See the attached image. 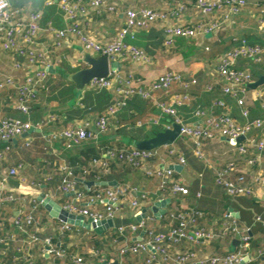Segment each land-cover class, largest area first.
Returning <instances> with one entry per match:
<instances>
[{
	"label": "crops",
	"instance_id": "obj_1",
	"mask_svg": "<svg viewBox=\"0 0 264 264\" xmlns=\"http://www.w3.org/2000/svg\"><path fill=\"white\" fill-rule=\"evenodd\" d=\"M71 1L87 8L86 18L82 16L87 21L82 27L95 40L103 43L114 39L123 28L128 9L167 11L179 3L186 4V8L178 15L167 21L158 20L148 28L135 29L127 38L129 45L143 50L150 60L142 62L124 55L115 60V71L121 78L128 79L137 92L124 98L126 105L111 117L106 133L88 140L96 150L105 151L109 144H124L128 136L132 140L151 138L155 133H148L155 128L160 127L158 133L171 126L174 121L160 111L157 102L171 103L177 95L185 92H190L193 99L184 104L174 103V106L184 123L191 126L201 122L198 116L201 109L206 115L225 110L239 122H244L247 117H261L264 113L260 97L264 83L255 88L248 85L237 96L226 94V81L218 70L222 55L242 40L264 48V0H245L247 5L237 12L223 6L212 15L197 8L194 5L197 0H107L108 5L115 7L114 11L105 6L95 10L91 6L92 0ZM209 1L226 3L227 0ZM9 3L13 10L20 9V17L23 19H27L31 12L39 11L41 25L45 28L48 25L56 29L66 26L67 19L61 0H9ZM203 22L209 24L208 31L196 36H174L171 45L165 43L167 25L196 26ZM212 22L216 24L215 27H210ZM3 39L4 36L0 38V83L6 82L8 77L12 84L0 89V116L26 117L17 108L18 88L26 85L34 67L28 56H19L14 49L5 50ZM51 43V33L45 29L37 37L35 48L39 52L50 51L53 49ZM84 51L78 37L71 35L59 49L48 52L51 66L47 68L42 85L29 103V118L35 127L11 141V149L0 161V179L7 177V181L0 185V232L11 234V231L15 235L10 245L1 252L0 263L22 264L29 259L28 264H77L75 260L82 257L91 264H113L115 261L119 264H147L155 253L152 246L138 252L130 251V247L140 242L153 241L156 233H168L184 221L188 230L204 227L212 232L213 237L201 241L181 239L161 242L160 247L168 254L158 253L154 264H179L176 260L179 252L184 255L193 254L187 264H213L212 257L228 255L240 248L239 237L242 233L248 234L251 240L250 257L244 264H264V186L259 182V177H264V150L260 153L241 154L239 143L232 144L223 136L205 138L198 154L192 139L181 135L174 144L157 148V155L144 167L113 159L108 165L110 168L113 163V168L107 170L105 180L76 178L79 189L85 193L81 202L83 205L87 203L91 189L109 188L122 192V201L114 216L109 218L113 225L100 234L73 224L65 228L64 222L51 217L44 208L45 211L36 220V235L40 239L27 244L30 235L27 234V237L21 233L14 223L20 214L19 210L23 208V202L31 206L32 200H39L41 194L52 197L63 207L74 201L73 195L58 189L59 174L56 175V182L50 186L46 184L35 187L32 182L49 172L54 173L51 162L66 163L72 172L73 166L79 172L83 168L76 164L81 154L73 148H67L64 139L51 135L84 120H90L91 129L97 131L98 117L122 97L115 88L97 91L90 86L79 97L74 95V83L64 78L61 71L70 72L66 65L78 69L86 66L83 62ZM235 67L251 72L255 82L264 76V53L260 62L239 58ZM170 72L181 74L185 80L194 79L196 83L189 87H185L182 82L173 83L167 89L157 90L153 98H143L138 93L141 89H149ZM219 99L226 102L225 109L215 106ZM245 111L248 112L247 117ZM50 115L55 116L56 120L49 121ZM138 121L141 125L137 124ZM260 133L261 130L253 132L256 135ZM5 145L0 141L1 149ZM170 149L174 152L169 153ZM255 155L257 163L248 164V158ZM19 164H22L19 174L9 176L10 168ZM230 166H233L232 170H229ZM163 168H170L172 176H159L157 171ZM219 172H225L226 178L235 183H240V178L244 177L242 183L252 187L254 194L229 195L217 182ZM173 179L189 188L190 193L174 194L167 184ZM83 181H93L94 184L87 188ZM10 192L23 200H4L3 197ZM132 199L138 201V206L132 204ZM162 202L163 205H158ZM91 207L105 211L107 202L101 201ZM143 219L144 225L135 233L120 231L121 227L126 230ZM224 222L237 225L240 234L226 231ZM67 232L66 237L57 240L58 236ZM46 238H51L50 244L44 242ZM96 239L101 242L100 248L94 246ZM66 248L71 249L72 253ZM125 253L129 255L123 256Z\"/></svg>",
	"mask_w": 264,
	"mask_h": 264
},
{
	"label": "built area",
	"instance_id": "obj_2",
	"mask_svg": "<svg viewBox=\"0 0 264 264\" xmlns=\"http://www.w3.org/2000/svg\"><path fill=\"white\" fill-rule=\"evenodd\" d=\"M168 2L169 0H163ZM107 0H92L91 6L96 10L104 8V6L110 11H114L113 5H108ZM197 8L202 10L207 15H212L218 12L223 6L229 7L232 11L237 12L240 8L247 5L245 0H227L226 3L213 2L209 0H197L194 4ZM62 9L65 11L67 19L66 26L64 28H54L52 25H48L47 28L41 25V13L31 12L27 19L20 17V9L13 10L9 0H0V38L2 40L3 48L5 50L14 49L19 56H28L30 63L34 67L32 73L27 78V83L23 88H18L19 99L17 108L26 117L17 116H0V141L6 143L4 148H0V161H2L6 152L11 149V141L19 136H24L27 131L35 127L34 123L29 118L31 113L30 101L34 96L36 90L42 85L43 79L45 78L46 70L51 65L49 63L48 54L56 49H59L65 41L70 39L71 35H76L82 44L85 51H88L97 56H106L110 62H115L118 56L124 55L133 58L137 61H149L150 57L143 50L138 47L131 46L127 42L129 35L139 28H148L150 24L161 20L167 21L169 18L178 15L186 8L185 3H179L175 7H172L167 11H154L149 8H143L141 10L128 9L125 12V22L123 28L118 32L117 36L108 42H99L95 40L91 35L86 33L82 27V24L87 21V8L80 3L72 2L71 0H61ZM19 16V17H18ZM83 16V17H82ZM82 17V18H80ZM207 22L199 23L194 25H167L165 43L167 45L172 44L174 36H196L199 33L208 31ZM216 24L212 22L210 27H215ZM48 30L52 36V43L50 51L39 52L36 50L37 37L39 34ZM264 48L248 43L246 40H242L238 45L233 46L226 51L225 54L220 58L218 70L221 77L226 81L224 92L226 94H232L237 96L241 91H245L246 87L253 83V75L247 70H240L235 67V62L239 58H246L253 62H260L262 60ZM182 82L185 87H189L196 83V80H185L181 74L170 72L158 81H156L149 89L140 90L138 93L143 98H153L154 93L160 89H167L173 83ZM12 84L10 78H6V82L0 83L1 88H7ZM90 87L100 91L110 88H115L116 91L121 94L122 97L110 105L105 112H103L97 120V131H91V121L84 120L76 126H70L63 128L58 132H54L51 136L54 138H61L65 140L67 148H71L74 145L80 144L81 142L96 138L99 134H104L108 131L110 119L115 116L116 113L126 105L125 97L135 94L137 92L132 86L128 79L121 78V75L115 71L110 70L108 76L98 77L91 80L89 83ZM261 99L264 106V89L261 91ZM193 99L190 92L179 94L175 97L171 103L165 101H158L157 106L163 114L170 116L172 120L181 125V135L188 136L192 139L195 144L196 152L199 154L201 151L202 141L205 138H214L217 136H223L227 138L236 139L240 136H244V140L238 144V150L241 154H249L250 152L260 153L264 150V113L261 117L248 118V112L245 111L244 115L247 120L239 122L227 112L222 111L220 113H211L206 115L202 109L198 111V116L201 118V122L197 125L191 126L185 124L182 117L178 114L175 104H184L190 102ZM240 102L241 99H240ZM215 106L225 109L227 104L224 100L219 99L215 102ZM56 120L53 115L49 116V121ZM141 125V122H137ZM261 130V133L256 135L252 134L253 130ZM168 147V146H164ZM169 153H173L174 150L170 149ZM157 155V149L155 150H140L130 148V150H122L115 152L112 149H108L102 155L100 159L95 161V165H102L109 170L110 160L119 157L131 163L133 166L144 167L152 158ZM257 155L248 158V164L255 165L257 163ZM184 162V159H182ZM66 164V163H65ZM63 163H53L54 173L49 172L42 176L43 180H35L32 185L35 187H43L49 184L51 181L56 180V175L59 174L60 182L58 189L66 194L73 195L74 201L66 204L64 207L74 213L84 216L87 220L97 224L98 222L109 219L114 216L115 210L121 203L122 192L113 189H95L94 194H89L87 203L85 205L81 202L85 198L83 190L79 189L78 181L74 177L72 169ZM22 168V164L12 167L9 170V176H17ZM233 169L230 166L229 170ZM150 172V171H149ZM157 174L159 176L171 177L173 171L170 168L158 169ZM240 183H235L231 179L229 180L225 176V172H219L217 182L225 191L231 196H244L254 194L252 187L247 184H243L244 177L240 178ZM7 181L6 178L0 179V185H3ZM49 182V183H48ZM259 182L264 186V177H259ZM171 191L174 194L188 195L190 193L189 188L181 184L180 182L170 180L167 182ZM4 200L9 201H22L23 198L14 193H9L3 197ZM105 201L107 207L105 211L93 209L91 206L95 203ZM41 204L39 200H32L31 206L25 205L23 202V208L19 210V215L15 218V225L21 233L26 234L27 237H31L27 241V244L35 243L40 238L37 233L29 232L28 227L31 226L34 221V213ZM132 204L138 206V201L132 199ZM37 223V222H36ZM145 223V220H141L137 223L132 224L128 229L124 227L120 228V231L135 233ZM224 229L226 231H234L240 234L239 227L235 224L224 222ZM37 226V225H36ZM65 228H68V223H65ZM1 230V229H0ZM38 231V230H37ZM151 233H153L151 231ZM29 234V235H27ZM14 234H2L0 232V254L7 246L10 245L11 240L14 238ZM213 237L211 231L204 227H198L193 230H188L186 223L183 221L178 228L171 230L170 232H158L154 236L153 241H145L137 243L135 246L130 247V251L138 252L139 250H146L149 246L154 249V255L148 260L147 264H154L157 254L162 252L166 256L168 252L160 247V243L164 241H179L181 239H187L192 241L209 240ZM240 248L228 255L214 256L211 258L213 264H239L243 260H248L250 257L251 240L248 234H240ZM44 242L51 243V238L44 239ZM264 253V247H263ZM261 250V251H262ZM190 256L193 254L184 255L182 252L177 254L176 260L179 264H187L190 260ZM1 258V255H0ZM20 260V258H18ZM29 261V259L27 260ZM23 261L22 264H28L29 262ZM77 264H91L84 260L82 257H78L76 260ZM1 264V263H0Z\"/></svg>",
	"mask_w": 264,
	"mask_h": 264
},
{
	"label": "water",
	"instance_id": "obj_3",
	"mask_svg": "<svg viewBox=\"0 0 264 264\" xmlns=\"http://www.w3.org/2000/svg\"><path fill=\"white\" fill-rule=\"evenodd\" d=\"M83 62L86 66L79 68L74 72L61 71L64 78L74 83V95L79 97L87 88L92 79L98 77L108 76L110 70L116 67L115 62H110L106 56H94L88 51L83 52ZM53 71V68H50ZM264 83V76H261L259 80L249 84L255 88L258 85ZM181 136V125L172 122L171 126L164 128L163 131L158 132L155 136L147 139H136L133 142V147L140 150H155L162 146H169L176 142ZM232 144L240 143L244 140V136H240L236 139L223 137ZM87 188L94 184L93 181H83ZM108 184H113L108 182ZM41 201L42 206L49 212V215L53 218L60 220L61 222L73 224L78 227H83L87 230L95 231L96 233H102L106 228L113 225L112 219H104L97 224L87 220L84 216L74 214L68 211L65 207L61 206L52 197L46 194H41L38 198ZM164 202L158 203L163 205ZM247 260H243L239 264H244ZM113 264H119L115 261Z\"/></svg>",
	"mask_w": 264,
	"mask_h": 264
},
{
	"label": "trees",
	"instance_id": "obj_4",
	"mask_svg": "<svg viewBox=\"0 0 264 264\" xmlns=\"http://www.w3.org/2000/svg\"><path fill=\"white\" fill-rule=\"evenodd\" d=\"M247 60H249V59H247ZM65 67L70 72L76 71L78 69V68L68 67L67 65ZM256 130H258V129H256ZM256 130H253L252 131V134ZM91 131H93V130L91 129ZM88 140L89 139L81 142L80 144H77V145H74L73 147H71V148L75 149L76 151H78L81 154V156H82L81 159H77L76 164L77 165H80V166H83L82 170H80L81 172L77 171L78 169L75 170L74 169V166H73V175L76 178H81V179H84V180H93V181H100L101 180L102 181V180H105L106 179V175L108 174L106 167H104L102 165H94L95 164V161H97L98 159H100L102 157V155H103V152H105L106 150L112 149L115 152H120L122 150H124V151L125 150H128L129 151L130 148L136 149L135 147H133L132 143H128V144L127 143H124L123 144V143H120L119 142V143H115V144H109V146L106 148V150L104 149L105 151H103L101 149L96 150V148L93 145L91 146V144L88 142ZM113 159H116L115 161L122 160L119 157H116V158H113ZM123 161H125V160H123ZM128 164H129V162H128ZM51 165L53 166V163L52 162H51L50 166ZM112 168H113V163L110 164L109 171H111ZM39 180L41 181L43 179L41 178ZM53 182H56V180H53L50 183L48 182L49 183L48 186H50V184H52ZM90 192H91V194H94L95 191H93L91 189ZM44 211H45L44 207L41 204H39L38 205V208L36 209V211L34 213V217L36 218L35 220H37L38 217H39V214H41V212H44ZM7 215H9V213ZM10 215H11V212H10ZM36 224H37L36 221H34V223L31 226L28 227V231L29 232L32 231L34 233H38L37 232V228H36ZM71 227L74 228L73 226H71ZM10 233H12V232L10 231ZM67 235H68V232H67V234H62V235L58 236L57 237V240L61 239L63 236L66 237ZM93 243H94V246L96 248H100V244H101L100 240L96 239ZM66 250L69 251V253H72L71 249L66 248ZM125 255H129V254H126V253L123 254V256H125ZM17 261L20 262V260H17ZM250 263L251 262H247L246 264H250Z\"/></svg>",
	"mask_w": 264,
	"mask_h": 264
},
{
	"label": "rangeland",
	"instance_id": "obj_5",
	"mask_svg": "<svg viewBox=\"0 0 264 264\" xmlns=\"http://www.w3.org/2000/svg\"><path fill=\"white\" fill-rule=\"evenodd\" d=\"M77 97V96H76ZM158 128H160V127H158ZM158 128H155L154 129V131H151V132H149L148 134L149 135H152V134H154L155 133V135L157 134V130H158ZM128 136V135H127ZM126 143H132L133 144V142H134V139L132 140L131 138H130V136H128V137H126V139L124 140Z\"/></svg>",
	"mask_w": 264,
	"mask_h": 264
}]
</instances>
